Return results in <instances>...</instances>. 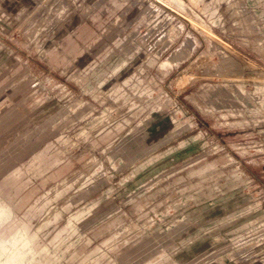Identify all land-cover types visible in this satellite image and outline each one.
Here are the masks:
<instances>
[{
    "label": "rangeland",
    "instance_id": "rangeland-1",
    "mask_svg": "<svg viewBox=\"0 0 264 264\" xmlns=\"http://www.w3.org/2000/svg\"><path fill=\"white\" fill-rule=\"evenodd\" d=\"M0 264H264V0H0Z\"/></svg>",
    "mask_w": 264,
    "mask_h": 264
}]
</instances>
